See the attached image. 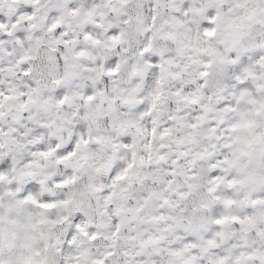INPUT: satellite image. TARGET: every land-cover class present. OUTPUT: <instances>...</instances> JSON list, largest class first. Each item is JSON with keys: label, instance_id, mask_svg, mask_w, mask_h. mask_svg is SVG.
I'll return each instance as SVG.
<instances>
[{"label": "snow or ice", "instance_id": "obj_1", "mask_svg": "<svg viewBox=\"0 0 264 264\" xmlns=\"http://www.w3.org/2000/svg\"><path fill=\"white\" fill-rule=\"evenodd\" d=\"M0 264H264V0H0Z\"/></svg>", "mask_w": 264, "mask_h": 264}]
</instances>
